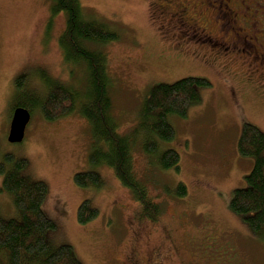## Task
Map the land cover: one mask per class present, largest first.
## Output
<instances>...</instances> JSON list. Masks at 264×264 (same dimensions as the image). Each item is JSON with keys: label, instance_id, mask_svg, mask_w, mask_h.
<instances>
[{"label": "rangeland", "instance_id": "374dc122", "mask_svg": "<svg viewBox=\"0 0 264 264\" xmlns=\"http://www.w3.org/2000/svg\"><path fill=\"white\" fill-rule=\"evenodd\" d=\"M79 1L87 19L119 34L115 42L91 47L107 55L118 133L132 138L135 169L150 180L162 216L157 222L141 218L139 203L113 168L90 162L92 126L80 113L86 70L67 64L60 47L66 14H52L54 0H0V162L7 155L26 158L28 172L48 184L43 210L57 227L48 234L51 246H72L83 264H264V238L230 209L234 192L247 187L254 166L252 157L238 152L243 127L252 124L264 133V67L212 69L189 61L191 52L164 38L151 18L153 0ZM188 77L207 79L212 86L202 90V100L186 118L171 117L176 138L161 142V150L179 153L180 171L150 166L145 135L139 133L146 98L156 85ZM54 83L74 89L79 98L73 113L53 121L40 105ZM19 102L31 109L32 118L24 140L10 143ZM89 171L100 174V187L75 183V174ZM180 183L187 196L164 190ZM86 200L99 215L80 224L77 212ZM0 215L18 216L12 195L1 191Z\"/></svg>", "mask_w": 264, "mask_h": 264}, {"label": "trees", "instance_id": "16d2710c", "mask_svg": "<svg viewBox=\"0 0 264 264\" xmlns=\"http://www.w3.org/2000/svg\"><path fill=\"white\" fill-rule=\"evenodd\" d=\"M65 13L66 28L60 38L64 60L71 66L82 64L86 70L87 86L81 115L92 126L93 145L90 162L113 168L119 182L128 188L141 208V218L157 222L162 216V206L151 193L150 180L140 178L134 166L133 145L129 136L118 133L112 115L107 55L92 44L105 45L119 39V34L104 23L85 17L79 0H54L52 14ZM73 64V65H72ZM24 76L18 79L22 86ZM212 86L204 78L188 77L173 84L161 83L153 87L143 107L139 133L145 135L144 150L150 156V166L162 170L180 171V155L173 149L161 150V142H171L177 131L171 117L186 118L189 108L202 100V90ZM79 93L74 89L54 83L48 88L40 105L47 120H57L74 112ZM31 109L25 103L15 108ZM238 152L252 157L254 166L246 177L247 187L234 192L230 209L246 222L251 232L264 238V133L252 124H245L238 141ZM28 160L7 155L0 162L3 177L1 192L12 195L18 216L4 218L0 215V264H83L72 246H51L49 232L56 224L43 210L49 186L35 180L25 171ZM75 183L80 187H100L101 176L95 171L77 173ZM165 191L177 197L188 194L180 183L175 189L165 186ZM99 211L88 200L81 203L77 212L80 224L97 218Z\"/></svg>", "mask_w": 264, "mask_h": 264}, {"label": "flooded vegetation", "instance_id": "af4514ba", "mask_svg": "<svg viewBox=\"0 0 264 264\" xmlns=\"http://www.w3.org/2000/svg\"><path fill=\"white\" fill-rule=\"evenodd\" d=\"M151 18L189 61L264 67V0H153Z\"/></svg>", "mask_w": 264, "mask_h": 264}, {"label": "water", "instance_id": "95a60500", "mask_svg": "<svg viewBox=\"0 0 264 264\" xmlns=\"http://www.w3.org/2000/svg\"><path fill=\"white\" fill-rule=\"evenodd\" d=\"M31 120V114L29 110L23 107H18L15 109L8 140L10 143L22 142L25 138L26 129Z\"/></svg>", "mask_w": 264, "mask_h": 264}, {"label": "crops", "instance_id": "0c3cea01", "mask_svg": "<svg viewBox=\"0 0 264 264\" xmlns=\"http://www.w3.org/2000/svg\"><path fill=\"white\" fill-rule=\"evenodd\" d=\"M26 173H27L28 176H30V177H32V178L34 179L33 175H31V174L28 172V170H27ZM35 180H36V179H35Z\"/></svg>", "mask_w": 264, "mask_h": 264}]
</instances>
